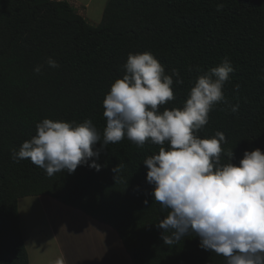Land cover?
Returning a JSON list of instances; mask_svg holds the SVG:
<instances>
[{
	"label": "trees",
	"instance_id": "obj_1",
	"mask_svg": "<svg viewBox=\"0 0 264 264\" xmlns=\"http://www.w3.org/2000/svg\"><path fill=\"white\" fill-rule=\"evenodd\" d=\"M144 52L183 80L177 85L173 78L175 99L161 111L182 108L197 77L227 57L234 69L223 88L227 104L214 107L199 136L223 132L222 159L233 151L237 166L245 151H264V0H109L98 26L67 1L0 0V264H30L19 201L42 196L110 227L132 264H226L200 248L194 233L163 243L156 224L168 212L152 197L143 164L158 145L97 143L99 172L84 165L51 177L30 159H11L43 119H91L102 142L103 100L126 74L128 55ZM48 58L60 67H49Z\"/></svg>",
	"mask_w": 264,
	"mask_h": 264
},
{
	"label": "clouds",
	"instance_id": "obj_2",
	"mask_svg": "<svg viewBox=\"0 0 264 264\" xmlns=\"http://www.w3.org/2000/svg\"><path fill=\"white\" fill-rule=\"evenodd\" d=\"M223 8L217 5V11ZM51 68L60 65L47 59ZM42 65L35 67L40 74ZM126 74L117 79L103 100L106 127L103 139L91 119L83 123L43 119L35 125L36 135L12 150L14 163L30 159L51 177L75 173L87 165L97 172L101 148L127 138L137 147L158 145L159 153L146 158V181L152 197L168 214L156 227L161 239L172 246L194 233L200 248L225 258L226 264H264V151H245L239 165L222 159L223 132L201 138L199 131L209 123V114L219 103L227 104L224 85L234 71L225 57L222 63L199 75L182 108L161 107L175 99V84H183L178 70L165 73L150 52L129 54ZM239 90V85H236ZM233 113L239 104L230 105ZM91 161V163H89ZM122 166L112 169L115 180ZM148 202L145 201V204ZM54 264H66L59 256Z\"/></svg>",
	"mask_w": 264,
	"mask_h": 264
},
{
	"label": "rangeland",
	"instance_id": "obj_3",
	"mask_svg": "<svg viewBox=\"0 0 264 264\" xmlns=\"http://www.w3.org/2000/svg\"><path fill=\"white\" fill-rule=\"evenodd\" d=\"M91 17L98 23H89L98 26L103 14L94 13ZM19 212L32 263H51L57 259L60 251L65 254L66 262L68 260L72 264H103L126 260L121 241L114 232L110 233L111 228L84 218L79 211L50 197L23 198L19 201ZM39 251L43 255L42 260L39 259Z\"/></svg>",
	"mask_w": 264,
	"mask_h": 264
},
{
	"label": "crops",
	"instance_id": "obj_4",
	"mask_svg": "<svg viewBox=\"0 0 264 264\" xmlns=\"http://www.w3.org/2000/svg\"><path fill=\"white\" fill-rule=\"evenodd\" d=\"M55 1H67V2H69L72 6H74L76 8L77 12L81 16H83L90 23H93V22L94 23H98V22H96V21L93 20V18L91 17V15L94 14V13H98V15L104 14L105 8H106V6H107V4L109 2V0H55ZM102 19H103V17H102ZM102 19H101L100 23L102 22ZM80 213L83 215L84 218H89L90 220H93L90 217H88L85 214H83L82 212H80ZM93 221H95V220H93ZM95 222H97V221H95ZM97 223H99V222H97ZM99 224H101V223H99ZM113 232L114 231L111 230L110 233L113 234ZM110 233H109V235L111 237V234ZM114 234H116V233L114 232ZM116 238H118L117 234H116ZM123 249H124V247H123ZM122 252H123V250H122ZM39 253H40V256H41L39 259L42 260L43 259L42 258L43 255H42V253L40 251H39ZM123 254H124V257L126 259L125 261H121L120 260V261H116V262H113V263H103V264H132V262L130 261V259H129L128 255L126 254L125 250H124ZM61 255L63 257H65V254L62 251L59 252V256H61ZM33 257L34 256H32V258ZM29 260H30V264H54V261H55V260H53L51 263H46L44 261H41V262L39 261V262H33L32 263V261H31V255H29ZM66 264H72V263H69L68 260H67Z\"/></svg>",
	"mask_w": 264,
	"mask_h": 264
}]
</instances>
